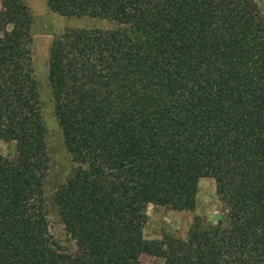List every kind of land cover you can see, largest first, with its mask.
I'll use <instances>...</instances> for the list:
<instances>
[{
    "label": "trees",
    "instance_id": "obj_1",
    "mask_svg": "<svg viewBox=\"0 0 264 264\" xmlns=\"http://www.w3.org/2000/svg\"><path fill=\"white\" fill-rule=\"evenodd\" d=\"M76 28L50 52L55 116L74 166L55 202L33 17L0 0V264H264V16L255 0H46ZM216 182L225 213L187 238L148 240L149 205L196 207Z\"/></svg>",
    "mask_w": 264,
    "mask_h": 264
},
{
    "label": "rangeland",
    "instance_id": "obj_2",
    "mask_svg": "<svg viewBox=\"0 0 264 264\" xmlns=\"http://www.w3.org/2000/svg\"><path fill=\"white\" fill-rule=\"evenodd\" d=\"M264 16V0H255ZM33 17L32 48L35 74L41 83L44 118L49 130L48 140L53 165L46 185L47 214L49 228L54 239L63 246L68 245L69 237L55 202V195L61 183L71 174L74 163L66 149L59 122L55 116V105L49 82L50 52L55 39L70 29L100 28L115 29L116 25L107 20L90 17H67L51 10L46 0H25ZM1 8V3H0ZM0 155L14 157V142L0 140ZM196 207L191 211H178L169 206L149 205L148 221L144 228L145 238L151 241L162 240L165 236L177 239L187 238L196 218L205 225L215 224L225 213V206L217 195L216 182L203 178L198 184ZM147 264H165L160 257L147 258Z\"/></svg>",
    "mask_w": 264,
    "mask_h": 264
}]
</instances>
